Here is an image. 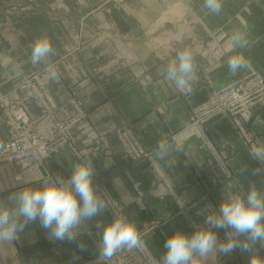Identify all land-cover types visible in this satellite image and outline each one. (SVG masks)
I'll list each match as a JSON object with an SVG mask.
<instances>
[{"label": "crops", "instance_id": "crops-1", "mask_svg": "<svg viewBox=\"0 0 264 264\" xmlns=\"http://www.w3.org/2000/svg\"><path fill=\"white\" fill-rule=\"evenodd\" d=\"M3 1L9 0H0V89L8 92L25 76L45 71L43 64L33 66L30 61L33 41L45 36L54 48L49 63H58L60 67L59 83L50 80L55 97L62 101L78 96L89 116L72 131L82 157L68 149L60 150L46 162L45 174L12 190H0V201L10 192L39 187L49 176L67 178L74 164L92 160L94 184L97 188L102 186L137 227L150 220L160 222L147 239L149 248L160 260L168 236L177 230L191 233L195 225L203 224L207 214L217 210L228 194H246L250 186L264 192V171L255 174L259 162L249 156V148L228 117L211 121L206 138L187 139L182 152L172 151L165 160L158 159L154 151L160 140H169L173 132L188 124L191 107L205 101L211 90L227 86L251 71L264 74V0H222L218 15L204 7V0H124L130 22L115 8V2L121 0H82L78 11L71 10L73 0H11L15 8L10 10ZM177 5L178 9L183 7V16L175 24H166L161 32L177 38L166 43L172 51L160 61L162 71L153 73V18L159 20ZM109 14L117 18V24L106 22ZM172 25L174 28H170ZM199 29L202 35L196 34ZM185 31L190 34L185 36ZM236 31L245 33L247 46L236 52H242L250 68L233 76L227 61L235 54L228 48L230 36ZM181 36L185 39L181 40ZM195 38L217 49L216 61L211 52L201 56L193 51L196 74L192 91L186 93L168 82L164 73L166 64L174 62L179 51L194 49ZM79 47L85 51L73 52ZM98 48L130 52H125L128 58L122 63L119 56L109 60L97 55L93 50ZM13 96L23 99L32 114L39 113L35 102L26 97L25 89H16ZM127 123L134 125L143 144L153 150L155 164L170 180V187L160 184L148 160L131 163L123 157L113 131ZM251 124L259 143L264 142V110H256ZM7 137L6 128L0 125V145ZM215 151L222 153V157L228 156L229 177L218 164ZM171 188L179 194L183 208L171 199ZM111 219L108 208L82 224L81 235L71 243L50 239L38 220L29 223L16 241L0 242V264H85L87 258L98 254L101 229L96 227L97 223L105 224ZM217 231L223 240L224 230ZM80 242L85 244L84 251L78 247ZM263 263L264 246L259 243L249 252L210 254L202 262Z\"/></svg>", "mask_w": 264, "mask_h": 264}, {"label": "clouds", "instance_id": "clouds-1", "mask_svg": "<svg viewBox=\"0 0 264 264\" xmlns=\"http://www.w3.org/2000/svg\"><path fill=\"white\" fill-rule=\"evenodd\" d=\"M204 7L218 15L222 0H204ZM247 43L243 31L230 36L228 50L235 52L227 61L230 75L250 68L242 52H236L245 48ZM53 55L49 38L41 36L33 41L31 64H43L49 79L59 83V74L49 63ZM195 74V54L191 48H184L177 53L175 61L167 65L164 77L178 90L190 93ZM154 151L158 159L165 160L172 151L182 152L183 145L162 139ZM249 156L259 162L255 174L264 171V142L253 145ZM94 175L93 161L84 160L74 164L67 178L49 176L39 187L10 192L4 201H0V242L16 241L25 227L37 220L47 230L50 239L76 242L81 235V225L108 209L101 191L94 184ZM96 227L101 229L98 244V259L101 261H111L120 252H131L144 246L136 223L123 213H113L109 222H98ZM221 229L225 233L223 240L218 237L217 230ZM258 243L264 246V192L250 186L246 194H228L217 210L207 214L203 224L195 225L191 233L177 230L168 236L159 264H202L210 254L229 255L236 250L249 252ZM78 247L85 250L83 242Z\"/></svg>", "mask_w": 264, "mask_h": 264}, {"label": "built area", "instance_id": "built-area-1", "mask_svg": "<svg viewBox=\"0 0 264 264\" xmlns=\"http://www.w3.org/2000/svg\"><path fill=\"white\" fill-rule=\"evenodd\" d=\"M35 77L36 85L29 84L28 94L40 108L38 115L30 112L23 99L17 101L9 92L0 89V125L9 132L8 139L0 145L1 191L10 189L6 188L9 185L16 188L38 179L42 166L63 148H70L77 157H81V152L69 136L73 121L77 120L71 117L65 105L54 99L41 78ZM223 93L220 107L211 112L209 117L232 112L238 118L243 111L249 112L256 106L264 107V75L251 71ZM236 122L252 147V136L245 135V122L239 119ZM127 134L122 144L130 149L132 135ZM107 203L113 213L119 214L114 203L108 199ZM146 234L141 235L144 241L141 249L120 252L111 261L99 260L98 253L87 264H159L160 260L146 243Z\"/></svg>", "mask_w": 264, "mask_h": 264}, {"label": "rangeland", "instance_id": "rangeland-1", "mask_svg": "<svg viewBox=\"0 0 264 264\" xmlns=\"http://www.w3.org/2000/svg\"><path fill=\"white\" fill-rule=\"evenodd\" d=\"M3 4L6 6L5 8H7V10L15 8V6L13 5V2L11 0H9L7 2L3 1ZM115 4H116L115 8H117V10L120 11L121 16L126 21L130 22L132 20V18L128 12L127 7L125 6L124 0H121L119 2H115ZM81 6H82V0H73L71 10L72 11H78ZM178 6L179 5L175 6L168 14L166 13V16H163L159 20H157V18H153V20L156 19V21L153 22V28H152L151 38H150V39H152V45H153L152 51H151L152 52V58H153V65H152L153 66V73H160L162 71V66L160 64V61L161 60L163 61L162 58H166L168 56V54L172 51L170 49V47L167 48L166 43H169L172 40H175L177 38L176 36H172V35L169 36V34H162L161 32H162V28L166 24L167 25L175 24L176 21H178L183 16V7L180 5L181 9H178ZM116 19L117 18H114L111 14L106 16V22L108 24H111V25L118 23ZM8 22H11L10 19H8ZM170 28H174V26L172 25ZM185 32H187V33H185V36L190 34V32H188V31H185ZM197 32L198 33H196V31H195V33L197 35H202L201 29H199ZM140 35H143V33ZM137 36H139V35L137 34ZM192 36H194V35H192ZM195 37H197V36H195ZM139 38H140V36H139ZM179 38L181 40L185 39V38L182 39V36ZM90 39L94 40V37L93 38L91 37ZM83 40L87 41V39H83ZM193 40H194V38H193ZM198 40L200 43L197 42ZM201 40L202 39H200V38H195L196 42H195V44H193V48H194L193 51H195L196 53H199L201 56L210 55V53H208V52H211V56L213 58L215 56L213 61H216L215 52L217 49H214L212 46L208 47L207 45H203ZM75 51L84 52L85 50L83 48L79 47L76 50H73V52H75ZM90 51H91V49H90ZM93 51L97 52L98 53L97 55L102 56L103 58L109 59V60L115 59L117 56H119L120 61L122 63H123V61H125L128 58L126 53L130 52V50L112 49V48H109V49H99L98 48V49H94ZM174 58H175V56H174ZM154 60H155V63H154ZM122 63H119V64H122ZM57 64H53L52 66L57 70V72L59 74L60 67ZM107 65L103 64L104 67H106ZM166 65H168V64H166ZM103 66H98L97 68H102ZM163 66H165V64ZM258 73H260V72H258ZM261 74H263V73H261ZM35 76L41 78V80L44 82L45 87L47 86L50 94L54 97L55 100H57V98L55 97V94L52 91V88L50 85V79L47 75L46 69H45V71H43L41 73H34L32 75L25 76L13 88V90L8 91L9 95L18 101L19 99L15 98L13 96L14 91L16 89L23 88L26 91V97L28 99H30L31 97L28 94V91H29L28 88H29V84L30 85H33V84L36 85V83H35L36 77ZM244 76H241V77L234 79L227 86L211 90V94L209 95V97L205 101L193 105L191 107V117H190V121L188 122V124H186V126L181 128L180 130L173 132L171 134V136L169 137V140L171 142H174V143L183 144L185 141H187V139L192 138V137L206 138L207 131H208V124L211 121L217 120L218 118H221V117H228L232 121V123L234 124L235 129L237 130L238 134L241 136V138L243 139L244 143L249 148V150H250L251 146L246 141L243 131L240 130V127H239L238 123L236 122L237 119L245 122V124H246L245 135L249 136V134H250L252 136V139H253L252 145L259 143L257 136H256V132L252 127L251 120H252L253 115L255 114L256 110H259V109L264 110L263 106H261V107L256 106L249 112L243 111L239 115L238 118H236L232 114V112H229V113H226L223 115L218 114L217 116L214 115L215 117L214 116L209 117L210 116L209 114L211 112L215 111L218 107H220V105L222 103V98H220V96L222 94H224L223 92L226 91V88L229 87L230 85L234 84V83L236 84V81L239 80L240 78L242 79ZM146 83H149V82H146ZM58 102H60V104L65 105L66 108L69 110L71 117L77 120L76 122L73 121L74 124L70 128L69 136H70L72 142L74 143V146L78 148L76 141L73 137L72 131L75 127L79 126V124H81L83 121H85L88 118L89 110L86 108L85 104H83V102L76 95L70 96L67 100H62V101L59 100ZM38 114H40V108H39ZM127 133H130L132 135V140L130 142L132 147L130 146V149H126V146H123V144H122V142L125 141L126 136L128 135ZM113 134L117 138L118 144L121 147L120 152L122 153L124 158L128 159L131 163L139 162V161L145 160V159L148 160L151 164L153 171L157 173L160 184H163V185L170 187V185H171L170 180L165 175H163V173L162 174L160 173L163 171H161V169L158 168V164H155L156 161L154 158L153 150L147 148V146L145 144H143L142 137H141L140 133L135 129L133 124H128V123L123 124V125L119 126L118 128H116L113 131ZM8 137H9V132H8ZM8 137H7V139H8ZM63 149H68L75 154L74 150H72L70 148H63ZM78 150L81 152V157H82V155H83L82 150H80L79 148H78ZM215 154L217 156L216 158L218 160V164L222 168L225 175L227 177H229L230 176V170L228 168V164H229V160H227L228 156L225 154V156L222 157L221 156L222 153L218 154V151H215ZM75 156H76V154H75ZM223 158H226V159H223ZM44 170H45V167L42 166L40 174H45ZM164 178H165V181H164ZM6 188H10V189H6L4 191H9V190L14 189V188H12L11 185L6 186ZM136 189L138 191L140 190L138 187ZM98 190L101 191L100 195L102 196V198H104L106 200V202L108 199L109 201H111L112 203L115 204V208L119 211V214L123 213L121 206L113 198H111V196L107 193V191L104 188H102V186L98 187ZM169 195H170L171 199L175 202V204L178 205L179 208L184 207V203H183L182 199L180 198L179 194L174 190V188L173 189L171 188ZM107 205H108V208H109L111 214L113 215V212L111 211V208L109 207L108 203H107ZM159 226H160V222L158 220H150V221H147L145 224H143L141 227H137V228H138L141 235L147 233L145 235V240L147 243L148 237L151 236L155 232V230H157L159 228ZM147 245H148V243H147ZM96 255H98V254H96ZM91 257H94V256H91ZM91 257L87 258V260L85 261V264H87L88 260H90Z\"/></svg>", "mask_w": 264, "mask_h": 264}, {"label": "water", "instance_id": "water-1", "mask_svg": "<svg viewBox=\"0 0 264 264\" xmlns=\"http://www.w3.org/2000/svg\"><path fill=\"white\" fill-rule=\"evenodd\" d=\"M264 264V263H263Z\"/></svg>", "mask_w": 264, "mask_h": 264}]
</instances>
